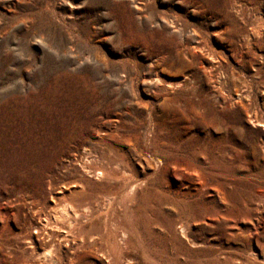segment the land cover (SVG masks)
Segmentation results:
<instances>
[{
  "label": "rangeland",
  "instance_id": "obj_1",
  "mask_svg": "<svg viewBox=\"0 0 264 264\" xmlns=\"http://www.w3.org/2000/svg\"><path fill=\"white\" fill-rule=\"evenodd\" d=\"M0 264H264V0H0Z\"/></svg>",
  "mask_w": 264,
  "mask_h": 264
},
{
  "label": "bare ground",
  "instance_id": "obj_2",
  "mask_svg": "<svg viewBox=\"0 0 264 264\" xmlns=\"http://www.w3.org/2000/svg\"><path fill=\"white\" fill-rule=\"evenodd\" d=\"M77 194H78V193H77ZM76 201H78L79 203H80V202H82V200H81V199H80V200H79V199H77ZM107 201H108V203L110 204V200H107ZM65 209H66V208H65ZM76 209H77V208H76ZM83 210H89V207L85 206V208H84ZM83 210H82V211H83ZM76 212L78 213V211H76ZM76 212H75V215H77V213H76ZM58 219H59V218H58ZM60 224H61V223H60ZM46 254H47V253H46ZM47 255H48V254H47Z\"/></svg>",
  "mask_w": 264,
  "mask_h": 264
}]
</instances>
